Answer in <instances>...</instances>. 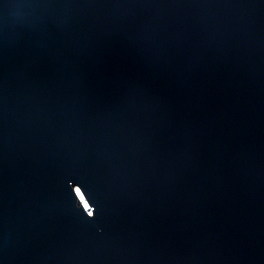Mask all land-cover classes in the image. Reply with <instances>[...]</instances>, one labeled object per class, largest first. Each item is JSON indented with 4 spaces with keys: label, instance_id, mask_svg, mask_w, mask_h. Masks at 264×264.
I'll return each instance as SVG.
<instances>
[{
    "label": "water",
    "instance_id": "1",
    "mask_svg": "<svg viewBox=\"0 0 264 264\" xmlns=\"http://www.w3.org/2000/svg\"><path fill=\"white\" fill-rule=\"evenodd\" d=\"M0 264H264V0H0Z\"/></svg>",
    "mask_w": 264,
    "mask_h": 264
}]
</instances>
